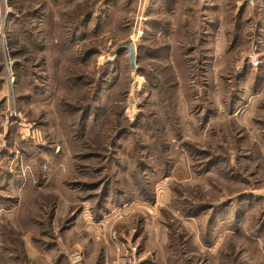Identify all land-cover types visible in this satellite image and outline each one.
I'll return each instance as SVG.
<instances>
[{
  "label": "rangeland",
  "instance_id": "rangeland-1",
  "mask_svg": "<svg viewBox=\"0 0 264 264\" xmlns=\"http://www.w3.org/2000/svg\"><path fill=\"white\" fill-rule=\"evenodd\" d=\"M6 1L0 264H264V43L228 65L223 43L157 26L202 0ZM226 2L233 25L264 14Z\"/></svg>",
  "mask_w": 264,
  "mask_h": 264
},
{
  "label": "crops",
  "instance_id": "crops-1",
  "mask_svg": "<svg viewBox=\"0 0 264 264\" xmlns=\"http://www.w3.org/2000/svg\"><path fill=\"white\" fill-rule=\"evenodd\" d=\"M223 2L226 4L225 8L221 7L222 3L220 0H202V5L198 7L196 3L193 2V7H190V9L188 8L187 12L181 14H177L175 3H173L171 8L162 11L163 15L164 11H166V15L170 18V21H164L161 19L160 25L157 26L159 29H180L182 26H184V29H192L194 31L193 38H198L199 43L201 42L203 45L213 44L216 47V43H223L224 53L228 56L227 64H238V62L243 59L242 55L249 49V47L258 46V29L261 28L260 23H264V14H262L261 7L259 8L260 15L256 13L249 15L251 10L247 7L248 15L246 14V16L253 17V24L251 26H242L241 24L243 22H240L238 23V26H236L235 22L233 25L229 20V5L226 0H223ZM164 3L165 0H160V8L164 7ZM244 12L245 11H243V15ZM196 14L202 19L200 25L194 24V15ZM163 15L162 18H164ZM169 22H171V25L168 27ZM196 29L201 30L197 31ZM219 29H223L220 34H218ZM233 29H240V31L233 33ZM249 29H251V32L248 31ZM167 37H169V35H167ZM235 37H237V42L234 48H232V42ZM216 50L217 49L215 48V52ZM241 69V67H237L238 71H241ZM255 78L258 79V75L256 76L255 74ZM114 263L125 264V262L119 259V257Z\"/></svg>",
  "mask_w": 264,
  "mask_h": 264
},
{
  "label": "trees",
  "instance_id": "trees-1",
  "mask_svg": "<svg viewBox=\"0 0 264 264\" xmlns=\"http://www.w3.org/2000/svg\"><path fill=\"white\" fill-rule=\"evenodd\" d=\"M256 2H257V6H258V2H260V0H256ZM259 8H261V7H259ZM259 8L257 9V11H258V15H260V13H259ZM238 23L239 22H235V24H236V26H238ZM156 24L157 25H160V22L158 23V22H156ZM261 25H260V29H258V39H259V42H258V46H260L261 47V45L264 43V23H260ZM240 27V26H239ZM170 30L172 31V34H174L177 30H174V29H168V30H161L162 32H165V33H167L166 35H169V33H170ZM238 31H240V29H233V33H236V32H238ZM160 32V31H159ZM163 34V33H162ZM236 38L237 37H235L234 39H233V42H232V48H234V46L236 45ZM167 101L168 102H170L171 103V101H169V98H167ZM166 101V102H167ZM165 102V99L163 100V103ZM167 104V103H166ZM169 105H171V104H169ZM164 106V105H163ZM166 107V106H165ZM167 108V107H166ZM165 113H166V121H167V123H168V127H169V135L171 136V138H176L177 136H178V132H177V127H176V125H175V122H174V117H173V115L171 116L170 114H171V111L169 110V109H167V110H165L164 111ZM172 112H173V109H172ZM171 123V124H170ZM168 136V135H167ZM210 168H212V166L210 167ZM241 201H243V200H241ZM239 205H241V204H239ZM228 204L227 205H217V206H215V207H212V208H214V212L215 211H218L219 209H221L220 210V212L221 213H226V215L227 216H231V212H233V210L234 209H232V208H228ZM242 206H243V204H242ZM237 208H235V210H236V212H238L239 211V209H241L242 207H239V206H236ZM209 209L211 208V206L210 207H208ZM207 208V209H208ZM242 210V209H241ZM201 211H204L203 209L201 210ZM217 215V214H216ZM216 215L214 216V218L216 217ZM219 216V215H218Z\"/></svg>",
  "mask_w": 264,
  "mask_h": 264
},
{
  "label": "built area",
  "instance_id": "built-area-1",
  "mask_svg": "<svg viewBox=\"0 0 264 264\" xmlns=\"http://www.w3.org/2000/svg\"><path fill=\"white\" fill-rule=\"evenodd\" d=\"M249 2H251L252 4L255 2V0H248ZM4 4V7H7V1L6 0H0V34L1 36H4V26H5V20H6V13L3 12V4ZM249 61H250V66L253 67V68H257L259 65H260V60L258 58V55H257V48L255 47L254 50L250 53L249 55ZM6 73H7V86H8V98H9V102L10 100L13 98L14 96V85H15V79H16V76H15V73L13 72L12 68L6 66ZM11 118H12V115L10 114ZM16 120V119H14ZM2 166V161L0 159V168ZM80 256L77 255L74 257V261H80Z\"/></svg>",
  "mask_w": 264,
  "mask_h": 264
},
{
  "label": "water",
  "instance_id": "water-1",
  "mask_svg": "<svg viewBox=\"0 0 264 264\" xmlns=\"http://www.w3.org/2000/svg\"><path fill=\"white\" fill-rule=\"evenodd\" d=\"M120 51H127L128 52L131 67H132L133 71H136L137 70V67L135 65L136 51H135L134 46L133 45H125V46L119 47L118 52H120Z\"/></svg>",
  "mask_w": 264,
  "mask_h": 264
}]
</instances>
